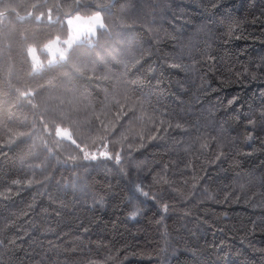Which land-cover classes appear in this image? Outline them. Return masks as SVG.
Segmentation results:
<instances>
[{
  "label": "snow or ice",
  "instance_id": "snow-or-ice-1",
  "mask_svg": "<svg viewBox=\"0 0 264 264\" xmlns=\"http://www.w3.org/2000/svg\"><path fill=\"white\" fill-rule=\"evenodd\" d=\"M200 4L204 15L197 32L203 33L206 39L203 47L197 50L199 59L192 57L191 50L188 51L191 64L184 63L183 57L175 54L158 57L162 61L159 75L154 74L157 68L153 66V49L157 47L160 33L165 30L155 25L164 15L185 14L174 0H154L139 7L128 0H33L29 4L31 11L18 16V20L38 27L33 30L31 40L25 35L26 31L20 34L19 69L12 59L11 43L5 45L4 39L0 38V71L7 59L8 77L0 84L7 89L5 95L14 96L31 110L32 115L30 122L27 116L23 120L9 116L8 121L14 126L4 125L0 129V156L7 158L9 153H14L16 157L13 173L0 180V205H8L32 188L46 191L51 179L47 174L48 165L52 160L74 169L84 165L107 166L114 161L113 168L120 175L125 174L128 164L134 163L138 175L125 198L126 214L124 220L114 222L113 227L128 223L138 225L141 219H148L150 205L156 210L152 220L156 215L163 219L175 211L174 201L179 199L186 202L183 211L188 222L181 224L175 237L165 231L164 235L169 238L161 251L165 256L175 254L179 251L177 245L183 243L193 257L201 256L209 249L207 245L201 247L190 243L196 233L189 224L208 223L207 219L192 216L201 206L209 201L221 204L244 200L264 208V161L258 167L254 164L257 153L264 155V52L249 55L244 60L239 55L241 49L237 47L233 52L226 47L232 41L246 39L248 26L258 22L264 26V5L259 9V16L248 11L251 19L245 17L241 20L225 11L228 7L225 0H200ZM247 7H255V0ZM130 14H134L137 22L146 29L147 39L141 40L138 54L130 60L120 61L122 70H114L101 60L93 59L91 54L103 46L102 42L107 43L113 38L114 27L127 23ZM41 30L46 31L44 39L38 36ZM248 36L255 38V33H248ZM259 38H264V32ZM218 41L222 42L218 48L225 49L223 55L216 54L218 48L214 43ZM36 45L48 53L46 64L38 58ZM169 70L198 75L199 85L193 86L197 87L198 97L202 96L207 106L201 108L195 120L188 118L191 114L187 109L183 112L167 111L166 106L161 105L160 98L167 91L164 76ZM148 73L154 74L151 79ZM105 82L109 85L105 88L107 103L101 113L97 115L93 111V119L80 121L77 117L82 107H91L90 102L84 103L89 95L87 88L92 84L100 87ZM171 83L169 80V86ZM185 83L186 80L175 81L179 88ZM236 84L241 90L233 89L220 97L218 89ZM250 89H254L251 95L248 94ZM57 91L59 94L53 95ZM211 95L216 96L214 102ZM148 96L156 98L155 104L147 99ZM109 105L115 107L114 115L110 110L105 111ZM121 119L128 123H120L117 128ZM96 121H99L98 126ZM163 140L170 141V144L160 145ZM149 143L164 147L168 160L153 157L151 161H136L132 158L134 150L143 149ZM65 144L71 151H65ZM36 160L40 163H35ZM224 164L228 165L226 170L222 167ZM213 165L233 174L230 183L216 190L212 189V177L208 175V167ZM84 171L87 172L88 167H84ZM169 172L173 176L179 174L182 182L170 177ZM149 176L150 182L145 184ZM105 204L104 195H94L93 209L103 208ZM25 207L28 211L21 215L26 217L35 208V197ZM215 215L223 220L229 219L227 211ZM155 222L159 224V221ZM14 227L15 220L6 225V228ZM81 228L87 234L88 229L83 224ZM219 231L243 233L247 249L259 257V264H264V246L254 243L257 233L264 235V212L255 219L249 218L247 223ZM15 239L13 234L9 244ZM186 239L188 243H184ZM0 247H3V241H0ZM98 247H104L108 253L104 264H124L129 255H147L143 251L130 252L132 245L122 235L120 241L110 242L107 246L100 242ZM210 249L218 256L216 264H247V260L231 259L241 253L230 245L225 247L223 236L220 245L212 242ZM59 264H68V261ZM82 264L97 262L85 257Z\"/></svg>",
  "mask_w": 264,
  "mask_h": 264
},
{
  "label": "trees",
  "instance_id": "trees-1",
  "mask_svg": "<svg viewBox=\"0 0 264 264\" xmlns=\"http://www.w3.org/2000/svg\"><path fill=\"white\" fill-rule=\"evenodd\" d=\"M32 2L33 0H0V38L4 39L5 45L11 43V55L17 69L20 68V34L22 31H26L25 35L31 40L33 30L38 27L35 24L22 23L18 20V16L24 15L26 11H31L28 6ZM128 2L139 7L152 3L154 0H128ZM253 2L254 0H225L228 6L225 11L232 12L241 20L245 17L250 20L251 17L247 15L248 11L259 16V9L264 5V0H255V7L248 8L247 6ZM174 3L179 5L185 14L164 15L159 18L155 25V27L163 28L168 33L167 35H165V31L160 33L157 47L153 49L155 53L153 66L157 68L155 75L160 74L159 64L162 63L157 59L158 57L175 54L182 56L184 63L191 64L192 58L189 57L188 51L191 50L192 57L199 59L197 50L203 47V42L206 39L203 33L197 32V27L202 22L204 15L200 0H174ZM261 32H264V26L259 22L254 26H248L247 32H245L246 39L232 41L226 47L233 52L236 51L237 47L241 49L239 55L244 60L248 59L249 55H258L264 52V38H259ZM145 33L146 29L143 25L137 22L134 14H130L128 22L116 25L113 29V38L107 43L102 42L103 46L97 48L91 56L93 59H99L95 58L97 53L103 52L102 57L103 55L108 57L107 61L104 62L105 64L114 67V70H122L123 65L119 62L126 59L130 60L134 54H138V46L141 40L147 39ZM248 33H255V38L248 36ZM38 36L40 39H44L46 31L41 30ZM220 43L222 42L214 43V47L218 48ZM36 47L42 48L40 45H36ZM224 51V48H218L216 54L223 55ZM109 55H114L116 64L110 60ZM6 65L7 59L4 61L3 70L0 71V81H6L8 78ZM129 71L131 72L132 69L130 68ZM154 74L148 73V78L151 79ZM169 80L172 81L170 86ZM176 80H186L185 86L183 88L177 87ZM152 83H155V80ZM216 83L219 85V81ZM164 84L167 91L160 98V103L166 106L165 110L183 112L187 109L191 114L188 118L195 120L201 108L207 106L204 98L198 97L197 87L193 86V84L199 85L196 73L169 70V73L164 76ZM107 87L109 85L105 82L100 87L92 84L87 88L89 95L84 103L90 102L91 107H82L77 117L80 121L93 119V111L97 115L101 113V109L107 103L105 100V88ZM0 89H2L0 90V129L4 125L14 126L8 121L9 116L18 120H23L27 116L30 122L32 120L31 110L18 102L14 96L5 95L7 89L3 84H0ZM233 89L241 90L238 84L225 85L222 90L218 89L220 97L223 98ZM253 90L250 89L248 94L251 95ZM144 92L147 93L148 89L145 88ZM58 94L59 91L53 93V95ZM147 99L155 104V97L148 96ZM211 100L214 102L216 96L211 95ZM108 110H110L111 115L115 114L114 106L109 105L105 111ZM111 115H109V119H111ZM96 123L98 126L99 121ZM120 123L127 125L128 121L121 119L117 122V128H119ZM159 144H170V141L163 140ZM64 148L65 151H71L67 144ZM92 150L95 151L96 149ZM116 150H120L119 145L116 146ZM256 156L257 159L254 160V164L258 167L264 161V155L257 153ZM153 157L156 160H168L164 147H156L151 143L143 149L134 150L132 153V158L136 161H151ZM34 162L39 164L40 160ZM15 164L14 153H9L7 158L0 156V180L3 179L4 175L13 173ZM113 165L114 161L107 166L84 165L79 169H74L70 165L68 167L60 166L55 160H52L48 165L47 174L51 179L47 182L46 191L32 188L31 191H24L15 197L8 205H0V241H3V247H0V264H54V261L59 264L64 260H67L68 264H82L85 257L96 261L97 264H104V258L108 253L104 247H98V245L100 242L104 246L109 245L110 242H118L121 235L128 244L132 245V248L129 249L130 252L135 250L137 253L141 251L147 253V255H129L124 264H216L218 256L210 248L212 242L219 246L222 236L225 247L230 245L231 248L241 253L239 257L233 255L232 260L240 262L247 260V264H259V257L247 249V241L244 240L243 233H236L235 231L221 233L219 231L221 228L230 229L233 225L239 226L241 223H247L249 218L255 219L261 215L264 208L258 203H248L241 200L239 203L221 202V204H215L209 201L201 206L198 211H194L193 217L199 216L201 220H208L207 224H189L196 233L190 243L193 246L199 244L201 247L207 245L209 248L203 255L197 257H193L187 252L183 243L177 245L179 251L175 254L165 256L164 252L161 251L165 248V240L169 238L164 235L165 231L169 233L170 237H175L177 232L181 230V224L188 222L184 219L183 211L186 202L179 199L174 201L175 211L169 212L163 219L156 215L155 220H152L156 210L150 205L147 213L148 219H141L138 225L117 224L114 228V222L124 220L126 214L125 198L132 182L137 180L138 174L134 163L126 166L123 175L118 174ZM84 167H88L87 172L84 171ZM222 167L226 170L228 165L224 164ZM208 175L212 177L213 190L230 183L233 177L231 172L221 170L215 165L208 167ZM169 176L182 182L179 174L173 176L169 172ZM150 179L149 176L144 183H149ZM145 190L147 191V188ZM97 194L105 196L106 204L103 208L93 209V197ZM33 197H35V208L30 215L22 216L21 213L28 211L25 207L26 203L31 202ZM205 208L207 212H205ZM221 211L228 212V220H223L215 215ZM188 219L190 220L192 217ZM10 220L16 221V227L6 228ZM155 221H159V224ZM81 224L88 229L87 234L84 233ZM49 228L52 230L49 231ZM13 234L16 237L15 242L9 244V239ZM188 242V239L184 241V243ZM254 243L257 246H264V235L257 233Z\"/></svg>",
  "mask_w": 264,
  "mask_h": 264
},
{
  "label": "rangeland",
  "instance_id": "rangeland-1",
  "mask_svg": "<svg viewBox=\"0 0 264 264\" xmlns=\"http://www.w3.org/2000/svg\"><path fill=\"white\" fill-rule=\"evenodd\" d=\"M102 53L103 52H99L97 53L96 57L95 58H101L102 57ZM38 58L43 61L45 64L47 63V59H48V53L43 49L41 48L40 50L37 48V52H36ZM109 58L110 60H112L113 63L116 64V62L114 61V55H109ZM108 59L107 55H103V57L100 59L101 60V63H104L106 62ZM60 189H62L60 186H58Z\"/></svg>",
  "mask_w": 264,
  "mask_h": 264
}]
</instances>
